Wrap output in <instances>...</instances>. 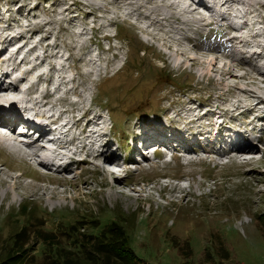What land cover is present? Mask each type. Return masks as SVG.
Segmentation results:
<instances>
[{
	"label": "rangeland",
	"instance_id": "obj_1",
	"mask_svg": "<svg viewBox=\"0 0 264 264\" xmlns=\"http://www.w3.org/2000/svg\"><path fill=\"white\" fill-rule=\"evenodd\" d=\"M120 1L0 0V34L29 29L34 42L10 55L25 54L34 65L44 58L53 67L59 52L69 57L66 70L79 86L92 69L91 114L113 124V136L124 148L138 117L155 115L183 130L191 110L208 114L210 124L221 116L226 125L252 131L258 150L247 164L240 160L248 157L225 151L211 150L210 157L201 150L190 157L175 152L168 164L166 158L133 165L137 170L114 185L115 176L95 164L77 163L71 173H55L0 148V261L7 242L23 227L31 236L23 264H44L39 232L59 235L60 228L81 224L83 233L94 236L121 227L125 252L134 256L128 264H264V39L229 43L231 30L211 26L203 33L190 29L187 41H151L134 23L136 0ZM255 7L250 10L264 15ZM32 45L36 54L28 53Z\"/></svg>",
	"mask_w": 264,
	"mask_h": 264
},
{
	"label": "bare ground",
	"instance_id": "obj_2",
	"mask_svg": "<svg viewBox=\"0 0 264 264\" xmlns=\"http://www.w3.org/2000/svg\"><path fill=\"white\" fill-rule=\"evenodd\" d=\"M210 1L213 3V8L211 9L203 1L196 3L194 0H136L134 3H135V10L137 11V17L132 14L133 17H136V20H134L135 22L134 21L133 22L136 23L137 21V24L139 25V29L143 33L147 34L148 36L152 38H156V39H159V37L161 38L169 37V38H174L177 40L187 41V40H190V37H191L190 29L197 27L196 29L198 30L202 29V32L201 31L200 32L203 33V31L206 28L208 27L210 28L211 26H218V27L226 28L225 31L231 30V32L229 31V33L226 34L227 35L226 37L230 38L228 41L226 40V42H229V43L230 41L234 42V41L239 40L238 38L239 36H245V37L247 36L248 39L250 40L251 39L253 40L262 39V38L264 39V15L260 13L261 10H258L259 12L250 10V8L253 9V7L255 6H257V9L259 8V9L264 10V2H262L261 0H210ZM130 2L131 1H129L128 3ZM123 5H125V2ZM128 8H130V6ZM254 9H256V7ZM218 10H220L219 14H218ZM242 18H245L246 21L242 23L243 30L240 32L236 29V25L239 23L240 19L242 20ZM261 25H263L261 28L262 30L258 32V29H257V31L255 32L254 31L255 27L258 28L257 26L260 27ZM12 40L9 43H11ZM16 40H17L16 43L23 41L21 38H18V39L16 38ZM170 41H172V39ZM0 42H3L1 37H0ZM27 43L28 42H26V44ZM236 44L237 43H235V45ZM243 46L245 45L243 44ZM25 47L26 46H24L21 49H24ZM223 47L225 49V46ZM36 48L37 46H33L28 53L29 54L35 53ZM236 49L237 48H235V50ZM20 50H18V52ZM7 53H8V49L0 53V69H2L5 65L4 57ZM252 53H255V52H252ZM53 55L54 54H52V56ZM55 57L58 61L53 63L54 64L53 67H51L49 70L50 79L44 80L47 84V89L43 92V94H40L38 96H36L37 89L35 85H32L28 89H25L23 84L27 82V79L29 76H31V74L34 75V73L38 72V69L44 67V60H45L44 58H41L42 61L40 63L35 64L31 68V70L26 73L22 70H19L20 69L19 64L17 65L18 67L12 70L11 72L3 73V75L0 78V94H4V98L3 97L1 98L0 96V105H5L4 101H8L11 104V108H14V109L20 108L23 111H27V112L35 111L37 113H40L43 116H45V114L49 111L50 113H52L51 116H48L49 123L55 124L61 121V124L59 125L57 130H60L62 133H64L65 137L63 138L62 141L61 140H57V141L48 140L47 137L51 134V132L43 130V132H39L40 138L38 140H34L32 137L25 134L24 136H21L23 138V141H20L19 135H17V132L20 129V126H18V124L20 123V120L19 119H13L12 121L0 120V146L4 149L10 150L12 152H16L18 158L20 159L30 160L31 161L30 163L33 162L37 168L40 167L46 170H51V171H54L55 173H66V172L71 173L72 171L71 166L75 165L74 158H81L80 162H76V165L77 163H79L80 165H83L86 163H90L93 165L95 164L97 170L100 171V169H103V171L106 172L105 168H108L110 165H113L115 158H113L111 154L109 153V148H107V146L104 145L102 141L103 134L100 133L98 130L94 131V129L92 128L93 126H97L98 125L97 122L102 118L100 115H96L95 117L91 118V112H92V107H93L92 102L94 101V99L92 97V94L89 91V86L87 83L90 82L92 76L95 75V72L92 69L86 70L85 75H84L86 82H83L85 83V85L84 86L77 85L76 79H74L72 80V83L74 86L72 89H69L67 87L70 84V81L66 80L68 77L67 75L68 70H66V62L69 60V57L64 60L63 55H61L60 57L59 52L55 53ZM36 59L38 61V57ZM30 62L31 61L28 56H25V58L22 60V63L24 64H30ZM89 63L90 62L86 61L85 62L86 66L89 67ZM49 64L51 63L49 62ZM57 64H59L60 66L57 67L56 66ZM90 67L93 68L92 66ZM48 69L49 68L47 67V69H44L42 72H40V74L48 71ZM20 73L23 74L22 77L24 78L23 79L18 78L17 80L13 82L12 78L16 77ZM56 74L60 76V84L57 88H55L54 92H52L53 90H51L50 87L53 84V79ZM6 81H7V84H5ZM38 82L39 84L43 82L41 75L38 77ZM65 88L67 89L66 91L63 92V98L59 100L58 102L57 101L55 102L54 101L55 95L60 94ZM80 88L83 89L84 95H82V93H79L81 91ZM5 94H11L12 98L9 97L10 99L7 100L5 96H8V95H5ZM72 95L78 96L79 97L78 100L80 101L78 102L70 101V97ZM88 98L91 99V101L88 102L87 104ZM259 105H260V102L254 107L253 110L258 108ZM59 107L63 108V110L60 112V115L58 116V118L54 119L53 114ZM78 111H81L83 113H82V117L76 120V113ZM188 112H190V113H187L188 115L187 114L186 116L184 115V118L186 119L184 123H186L187 125L195 124L196 121L194 118L195 117L194 112L191 110ZM37 113L36 115H38ZM68 116L73 117L74 119L73 125H71L69 122L65 120ZM83 121L85 122V124L82 126ZM199 121H201L200 118L197 120V122ZM80 126H82V129L80 130V136L77 137L74 129L75 128L77 129ZM67 137H71L70 141H66L65 138ZM205 140L210 142V139L206 138ZM39 142L40 144H38ZM171 142H173V140L169 142L164 141L163 145L167 143L169 144ZM50 145L57 146V150L55 151L53 149H48ZM151 146L152 145L150 144L146 145V147L148 148L142 151L143 157H145L147 153V149H150ZM256 146L257 144L254 143V139L246 140L242 143L236 144L228 152V154L233 153L232 154L233 157L234 156L236 157L246 156L248 158L244 160L241 159L240 160L241 163H244V164L251 163V160L254 158L253 155L255 154L256 150H258ZM167 149L172 152V148L169 147ZM48 150L49 152L53 154L52 158L58 160L57 164L53 165V163L51 162V159L47 158L44 155V153ZM176 150L177 149H175L173 154L176 152ZM211 150L215 152L214 154L221 155L220 151L222 150L218 148H214ZM211 150H205L206 154L208 153L207 156L209 157L211 155V153H209ZM196 152H198V150L191 149L190 151H186V154H188V156L190 157L193 154H196ZM21 153H24V156L21 157L20 155ZM137 153L141 155L139 152ZM25 156H27L28 158L27 157L25 158ZM203 156L205 157V155ZM67 160L71 161V163L68 162ZM194 161L196 160L193 159L192 162ZM130 165H133V163ZM121 178L122 176L116 177L114 181V185L120 184L123 181ZM178 188L179 187H176L174 190L178 191ZM54 196H56V194H54Z\"/></svg>",
	"mask_w": 264,
	"mask_h": 264
},
{
	"label": "trees",
	"instance_id": "obj_3",
	"mask_svg": "<svg viewBox=\"0 0 264 264\" xmlns=\"http://www.w3.org/2000/svg\"><path fill=\"white\" fill-rule=\"evenodd\" d=\"M79 225L60 228L59 235L43 236V232H39L37 238L43 239L45 244L44 264H128L134 259L132 253L125 252L128 243L126 245L127 237L121 227H108L94 236L83 233ZM11 238L0 264H23L31 240L27 227Z\"/></svg>",
	"mask_w": 264,
	"mask_h": 264
}]
</instances>
